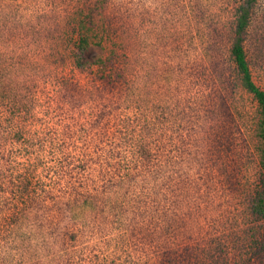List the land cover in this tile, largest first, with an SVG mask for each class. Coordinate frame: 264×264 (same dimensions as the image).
Returning a JSON list of instances; mask_svg holds the SVG:
<instances>
[{
  "label": "rangeland",
  "instance_id": "374dc122",
  "mask_svg": "<svg viewBox=\"0 0 264 264\" xmlns=\"http://www.w3.org/2000/svg\"><path fill=\"white\" fill-rule=\"evenodd\" d=\"M243 2L0 0V264H264ZM250 21L264 89V0Z\"/></svg>",
  "mask_w": 264,
  "mask_h": 264
},
{
  "label": "trees",
  "instance_id": "16d2710c",
  "mask_svg": "<svg viewBox=\"0 0 264 264\" xmlns=\"http://www.w3.org/2000/svg\"><path fill=\"white\" fill-rule=\"evenodd\" d=\"M257 1L258 0H244L239 7L231 55L241 77L243 87L253 95L258 103L259 121L257 129L258 136L262 139V146L260 148V164L264 171V89L257 85L253 78L244 46V34L250 25L252 10ZM90 40V34L88 33H84L80 37L75 50V60L78 67H84L86 64H100L102 62L99 57L92 61L88 59L86 52L91 46ZM252 208L255 213L264 217V178L262 180V188L257 192L255 198L253 199Z\"/></svg>",
  "mask_w": 264,
  "mask_h": 264
}]
</instances>
